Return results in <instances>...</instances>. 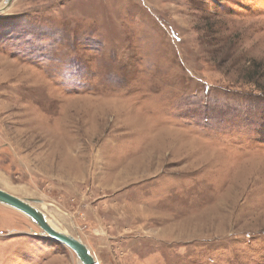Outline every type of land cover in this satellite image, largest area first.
Returning <instances> with one entry per match:
<instances>
[{
	"label": "rangeland",
	"instance_id": "rangeland-1",
	"mask_svg": "<svg viewBox=\"0 0 264 264\" xmlns=\"http://www.w3.org/2000/svg\"><path fill=\"white\" fill-rule=\"evenodd\" d=\"M0 188L97 264H264V0H12ZM0 264L82 263L0 203Z\"/></svg>",
	"mask_w": 264,
	"mask_h": 264
},
{
	"label": "water",
	"instance_id": "water-1",
	"mask_svg": "<svg viewBox=\"0 0 264 264\" xmlns=\"http://www.w3.org/2000/svg\"><path fill=\"white\" fill-rule=\"evenodd\" d=\"M11 1L12 0H5L4 7L8 5ZM0 203L16 208L22 211L23 213L29 215L31 218L33 217L34 222L43 230L50 233V236L55 238L57 241L64 243L70 249L74 250L83 264H97L96 259L92 254L90 248L79 238H77L78 236L74 237L71 235H65L63 233L54 231L46 222L44 213L33 205H31L30 203H28L27 201L23 200L19 196L11 194L10 192L0 188Z\"/></svg>",
	"mask_w": 264,
	"mask_h": 264
},
{
	"label": "bare ground",
	"instance_id": "bare-ground-1",
	"mask_svg": "<svg viewBox=\"0 0 264 264\" xmlns=\"http://www.w3.org/2000/svg\"><path fill=\"white\" fill-rule=\"evenodd\" d=\"M8 6V5H7ZM7 6H5V7H7ZM1 9H4V6H3V4H0V10ZM23 199V198H22ZM23 200H25V201H27L28 203H30L31 205H32V203H35V202H38L39 200H37V201H30V200H27V199H23ZM2 205H4V206H7V207H10V206H8V205H5V204H3V203H1ZM41 204V203H40ZM34 206V205H33ZM34 207H36V206H34ZM10 208H12V209H14V210H17V211H19V212H21V213H23L22 211H20V210H18V209H16V208H13V207H10ZM37 208V207H36ZM43 208V207H42ZM37 209H39V210H41L40 208H37ZM42 211V210H41ZM43 213H44V211H42ZM24 215H26L31 221H33L34 222V219H33V217L31 218L29 215H27L26 213H23ZM44 215H45V218H46V222L50 225V227L54 230V231H56V232H59V233H63V234H65V235H71L69 232H67L66 230L65 231H63V230H60V228L58 227V226H56L52 221H50L49 219H48V217L46 216V214L44 213ZM55 220L56 221H59L58 219H56L55 218ZM35 223V222H34ZM45 233H47L48 235H49V237H51V238H53L52 236H50V233H48L47 231H45V230H43ZM71 236H73V235H71ZM74 237H76V236H74ZM53 239H55V238H53ZM56 240V239H55ZM84 243V242H83ZM76 256H77V258H78V260H80V262L82 263V261H81V259L78 257V255L76 254ZM97 263V262H96ZM83 264V263H82Z\"/></svg>",
	"mask_w": 264,
	"mask_h": 264
}]
</instances>
